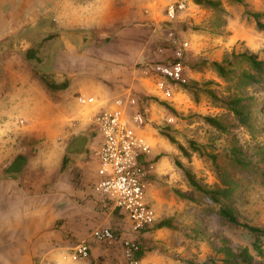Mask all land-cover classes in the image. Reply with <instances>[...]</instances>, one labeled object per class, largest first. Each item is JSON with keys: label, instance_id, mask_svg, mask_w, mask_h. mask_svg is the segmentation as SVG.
<instances>
[{"label": "rangeland", "instance_id": "rangeland-1", "mask_svg": "<svg viewBox=\"0 0 264 264\" xmlns=\"http://www.w3.org/2000/svg\"><path fill=\"white\" fill-rule=\"evenodd\" d=\"M244 4L235 6L228 2L224 3L223 9L226 10L227 15H222L221 23L216 13L204 8L199 9L204 20L198 24V28L204 36L217 39L218 35L228 34L224 25L230 14L232 18L235 16L239 18L240 25L250 29L253 34L251 39H239L236 45L216 60L205 56L206 51L193 50L184 62L186 77L190 83L204 85L211 82L209 88L222 98L236 92V84L220 78L211 66L213 62L223 61L230 57L232 52L254 53L259 60L264 61V34L257 31L253 19L243 14L246 9L264 12V0H244ZM64 14L62 18H59L57 14L46 16L44 24L37 28V62L27 59L34 50H29L25 58L16 51L8 50L15 49L13 46L6 48L5 43H0V264L7 260V253L13 255L15 251H18L21 240L27 236L26 231L37 217L36 202L32 204L26 198L41 199L42 206L43 204L49 206L51 203L53 206L54 201L58 204L60 213L65 211L66 204L72 212L77 209L76 215L83 212L88 218L85 229L80 228L81 223L77 227L85 232L86 239L90 238L93 229L101 226H111L114 231H117L119 237L132 239L125 237L129 233L127 220L116 213L106 199L95 193L94 180L90 181L92 184L89 183L92 193L88 196L84 195L87 197L85 201L91 204L83 205V201H78L81 200L79 191L87 190V183L92 178L89 171L92 172L90 166L92 149L96 143L94 132L96 128L86 118L90 108L81 109L77 103V97L93 96L94 93L67 89L51 92V96H46L41 92L42 106L37 110L34 108L35 100L33 99L37 100V81L46 88L41 79L43 74L53 77L58 83L69 82L73 87L80 80L79 77H75L73 70L80 69L79 66L82 63L92 69V75L89 79L86 78L90 84L101 83L106 87L112 85L113 81L103 77L106 71L101 72V69H109V66L115 65L108 59H113L118 48L122 49L113 45L117 38L121 41L134 38L140 45L149 42L142 58L137 60L138 56H135L137 59L132 68L140 74L141 72L152 74L150 63L156 58L157 47L165 36V32L161 33L157 25L153 24L152 28L150 26L149 31L145 33L140 30L142 27L138 25L137 20L123 21L117 25L116 23L108 24L100 29L96 27L97 24L90 22L82 28H78L77 25L72 28L66 23V20L71 17ZM90 14L84 13L79 17L86 16L89 19ZM110 16L113 17V14ZM174 26L177 34L184 38L185 36L188 38V34H193L192 29H198L193 19L185 22L184 25ZM51 32L57 33L56 36H60L64 41L69 36L75 37L82 34L87 38H99L103 42L101 45H91L82 50L80 46L70 47L62 42L53 44L49 40L44 41ZM126 44L128 47L122 49L123 55L126 59H130L137 51V45L130 42ZM79 49L80 51H77ZM235 68L238 71L249 70L247 63L241 60L236 62ZM5 69L11 70L12 73L8 71L5 74ZM125 88L126 86L112 89L110 90L112 93H105L99 96L101 99L97 98L101 101L116 97ZM174 88L177 93L174 102L170 103L174 113L168 110L163 112L158 107L159 118L151 117L153 128L160 135L162 130L169 133L178 144L186 148L189 147L190 141H194L207 153L217 155L220 166L231 171L234 178L242 180L239 192L225 203L234 209L241 223L264 229V84L259 83L247 88L250 94L256 96L259 103L256 125L260 131L257 134L239 126L228 110L221 104L216 106L204 93H200L198 99H194L179 85H175ZM146 102L151 103L147 100ZM152 102L159 104L155 100ZM146 108L149 111V105ZM169 116L174 118L171 123L167 122ZM204 116L218 117L230 127V131L227 133L217 131L204 122ZM34 117L38 118L36 127H34L36 124ZM234 145L241 146L245 154L251 158L252 170L233 169L230 150ZM20 153L29 154L31 163L29 165L28 162L29 167L27 165L22 175L11 178L20 183L19 189L14 185L9 190L8 182L3 183L10 178L2 176L1 167L8 165V161L13 160V157ZM169 156L175 170L170 175V177L174 176V181L168 182L170 177L163 181L156 180L154 177L153 181L160 184L158 186L162 198L171 205V208L159 214L156 223L170 220L174 228L173 237L166 242L155 241L147 236L143 238L144 235L141 237L142 233L153 228L150 227L147 231L137 233L136 241L141 247L146 251H153L164 259L165 263L162 262V264H223L226 258L225 249H229L232 254H239L245 248L252 256L253 264H264V237L257 239L248 230L227 224L219 215V206L191 187L183 170L178 166L182 165L190 169L196 179L212 188L219 184L220 180L211 160L200 157L196 153H192L190 158H185L177 144L171 145ZM160 157L161 155L157 157V160ZM56 181L58 184L56 189L51 188ZM152 187L153 184L148 188V195ZM8 195L14 197L19 205H10L11 202L7 201ZM7 209L12 211L7 212ZM63 223L64 220L59 218L56 229L61 230ZM124 233L126 235H123ZM66 236L65 241L70 246V252L83 241L72 233ZM256 242L260 251L255 248ZM114 247L120 248V252H123L122 264H128L122 245L117 243ZM102 262H104L103 259L97 261L98 264H103Z\"/></svg>", "mask_w": 264, "mask_h": 264}, {"label": "crops", "instance_id": "crops-1", "mask_svg": "<svg viewBox=\"0 0 264 264\" xmlns=\"http://www.w3.org/2000/svg\"><path fill=\"white\" fill-rule=\"evenodd\" d=\"M220 1L223 8L224 3H231L228 0ZM179 3L184 4L185 8L183 10H177L176 18L171 21L166 13L167 6L176 5ZM233 5L238 6V4ZM201 8L215 13L212 9L198 5L193 0H0V43H5L7 45L6 48L13 46L15 49L9 48L8 50L16 51L18 54L24 56L25 58L27 56L26 53L29 52V50H34L31 54L29 53L30 55L27 59L32 62H37V28H39V25L44 24L46 16L57 14L59 18H62L63 15H65L64 13H66L68 17H71V19L66 20V23L69 24L72 28L75 27L74 25H77L78 28H82L90 22L97 24L96 27L100 29L108 24L111 25L116 23L117 25L118 23H121L123 21L127 22L137 20L138 25L142 27L140 30L146 33L147 31H149L150 26L152 28L153 24L157 25V28L161 30V33L165 32V36L162 37L159 43L160 45L157 47V50L163 47L164 53L161 54L156 51V58L153 59L151 63L171 60L173 51L171 48V44L167 40V33L172 29L178 37H181L184 41H187L189 43V48L184 56V62L186 60V57H188L187 55H189V53L193 50H195L196 52L206 51L205 56L216 60L226 54L227 50L236 45L239 39L249 40L253 37L250 29L246 28L244 25H240L239 18L236 16L232 18L230 14L227 22H225L226 25H224L225 31L228 32V34L225 33L223 35H218L217 39L204 36L203 34H201L202 31L198 28V24H200L204 20V16L200 15L201 11L199 9ZM84 13L86 15H89V13H91L89 19H87L86 16L79 17ZM112 14L113 17L110 16ZM243 14L245 15V10ZM192 19L193 23L198 29H192L191 33L193 34H188V38H186V36L184 38L183 36L178 35L177 31L174 28V25H176V27L179 24L184 25L185 22L192 21ZM94 24L92 26H94ZM56 34L57 33L55 32L49 33V35L45 37L46 39L44 38V41L49 38L50 40H48L53 44L54 42H62L66 46L70 47L80 46L82 50L91 45H101V42H103L99 38H87L82 36V34L81 36L75 37L69 36L68 39L64 41L61 40L60 36L57 37ZM114 42V46L117 45V48L119 46L122 47V49L128 47L126 44L127 42L136 44L137 51L130 59H126L123 55L124 51L118 48L116 50V54L113 55V59H108V61H111L113 64L115 63V65L113 67L109 66V69H101V72L106 71V73H103V77L105 76V78L112 80V85H107L109 87L108 88L106 87V85L101 83L90 84L86 78L89 79L90 75H92V69L91 67L85 65V63H82L79 66L80 69L73 70L75 73V77H79L80 80L77 81L73 87L69 84L68 89L72 91L78 90L81 92H83L84 90L90 91L94 93L92 94L93 96L96 95V98H100L99 96H102V94L112 93L110 91L112 89L116 90L120 87L124 88L126 86L125 90L119 95H123L131 91L139 97L143 96L148 102L151 101V103L149 104L145 99H141L145 108L149 105V111H147L149 114L147 115L150 120L149 126L143 132L148 142L154 147L153 157L155 159L160 155L161 157L155 161L154 170L149 176L148 188L151 184H153V187L152 189H150L149 195L147 189V198L155 208V211L159 218V214H163L165 210L167 211L169 208H171V205L167 200H164L162 198L161 192L159 191V183L153 180L155 177L156 180L163 181L165 178H169L171 173L175 172L172 166V160L169 156V151L173 143L166 137L160 135L157 130L153 128V120L151 119V117L159 118L160 115L157 113L158 107L160 108V110L162 109L161 111L163 112L168 110L163 105V103H167L170 106V103L174 102L175 95L177 93L174 86L177 84L168 81V84H171V88L173 90V98L168 101L165 100L164 95L158 89V83L161 81L160 76L155 75L154 73L148 74L141 72L140 74L135 70V68H132L134 61L137 58V60L142 58L145 49L149 45V42L140 45L139 42L134 38L126 41H121L120 38H117L114 40ZM77 51H80V49ZM135 56L138 57L136 58ZM8 71L12 73L11 70L5 69V74H7ZM41 92L46 96H51V92H49L47 88H44L37 81V100L33 99L35 100V110L42 106ZM100 99L98 100L100 101ZM149 99L151 100L149 101ZM154 100L159 102V104H153L152 101ZM86 108L88 107H81V109ZM146 109L148 110V108ZM38 116L39 113L37 117ZM37 117H34V123H36L34 124V127L37 126ZM16 156H14L13 158L15 159ZM13 160L8 161V165L5 164L3 168H7L13 162ZM30 163L31 162H29V165ZM90 167L92 168V172L90 173L89 171V174L92 175H90V177L92 178H90L89 182L87 183V190L81 189L79 191L81 200L78 201H83V205L91 204L89 201H85L87 200V197L85 196H88L89 193H92L90 190L91 187L89 185L92 184V180H94L95 183L97 179L96 162L93 156ZM3 168L1 167V172L5 170ZM26 168L27 166H25L20 175L24 173ZM9 180H5L3 183L6 184L5 182H8L7 186H9V190L14 187V185H16V187L19 189L20 183L18 181L15 182L13 181L14 179ZM173 181L174 176H171L168 182L172 183ZM1 182H3V180ZM57 185L58 184L56 181L51 188H55L57 187ZM26 200L30 201L32 204H35L36 202L37 217L33 222V225L30 226V228H28V230L26 231L27 236L22 235L24 236V239L21 240L18 246V251H15L13 255L7 253V260L5 261V263L1 264H98L97 261L100 259L104 260V262H102L103 264H122L124 257L123 252H120V248L114 247V245H103L102 243L96 242L89 237L88 239H86L87 237L82 229H85L84 226L88 221V218L83 212L76 215L77 209L72 212L68 208V204H66V208H64L65 211L60 213L58 211V204L54 201L53 206L52 203L49 206H47L46 204H43L42 206L43 201L41 199L26 198ZM7 201L11 202L10 205L12 206L19 205V203H16L14 197H10L9 195L7 197ZM73 208H75V205H73ZM10 211L12 210L7 209V212ZM59 218L64 220L62 226L63 228H61V230L56 229V223ZM127 223H129V233L127 235L124 233L123 235H126L125 237L132 238L130 240H136L138 238L137 233L132 232L131 224L128 220ZM78 224L81 225L80 228L82 229H79L77 227ZM54 227L55 230H53ZM115 232L117 233L116 230ZM69 233H72L76 238L83 240L82 242H86L89 244L91 252L88 258L80 259L77 261H73L72 259H70V253H72V250L71 252L69 251L70 246L65 241V238L67 237L66 235ZM173 233L174 231L171 228H152L147 232L142 233L141 237L144 235L143 238H146L145 236H147L149 238H153V240L155 241L166 242L170 237H173ZM162 262L165 263L164 259H161V257L155 254L153 251L145 250L144 257L139 262H137V264H162Z\"/></svg>", "mask_w": 264, "mask_h": 264}, {"label": "built area", "instance_id": "built-area-1", "mask_svg": "<svg viewBox=\"0 0 264 264\" xmlns=\"http://www.w3.org/2000/svg\"><path fill=\"white\" fill-rule=\"evenodd\" d=\"M184 8L185 5L180 3L167 6L168 18L173 21L177 10ZM167 40L173 51L171 60L152 62L150 68L161 77L158 89L168 101L173 98V90L168 81L177 85L188 82L183 60L189 43L178 37L173 29L168 31ZM158 52L163 54V47ZM77 103L80 107L90 108L86 118L96 128V144L92 149L96 162L95 193L106 199L115 211L130 222L133 233H141L152 227L158 216L148 201L147 189L155 165L154 147L143 132L150 120L142 100L130 91L102 101L95 96L80 95ZM172 121L173 117L167 118L168 123ZM90 238L110 246L120 243L129 263L137 264L131 259L140 244L136 240L122 239L111 226L93 229ZM90 252L89 244L81 242L72 249L70 259H86Z\"/></svg>", "mask_w": 264, "mask_h": 264}, {"label": "trees", "instance_id": "trees-1", "mask_svg": "<svg viewBox=\"0 0 264 264\" xmlns=\"http://www.w3.org/2000/svg\"><path fill=\"white\" fill-rule=\"evenodd\" d=\"M196 4L208 7L212 9L217 14V19L221 23L222 15H227L226 11L223 9L220 0H193ZM233 4L245 5L244 0H228ZM245 15L253 19L256 23V29L264 34V12L245 10ZM49 39V38H48ZM47 39V40H48ZM50 40V39H49ZM238 60L244 61L249 66V70L238 71L235 68L236 62ZM38 61V60H37ZM220 78L227 82H235L236 92L227 97H220L212 89L209 88L211 82L204 85L200 83H190L180 85L183 89L187 90L189 94L194 99H198L200 93H204L208 96L216 106L221 104L223 108L228 110L239 126L246 128L247 130L253 132L254 134L259 133V128L257 127V114L259 111V103L255 95H252L248 91V87L251 85H256L259 83L264 84V61L259 60L258 56L250 52L236 53L232 52L231 56L225 58L221 62H213L211 64ZM45 87L50 92L65 91L69 87V82L58 83L53 77H49L45 74L41 76ZM140 99H145L140 96ZM146 100V99H145ZM163 105L172 113L174 110L167 103ZM204 122L215 128L217 131L227 133L230 131V127L225 125L218 117L204 116ZM161 135L169 139L173 144H177L179 151L185 158H190L192 153L198 154L200 157H207L211 160L212 164L217 173V177L220 180L219 184L214 187H207L200 180L196 179L195 175L192 174L191 170L183 167L182 165H177L181 168L187 178L188 184L193 187L198 193L205 195L210 199L213 204L219 206L220 217L229 225L244 228L252 233L257 239L264 237V229L250 226L248 224H243L239 221L235 211L232 207L227 205L225 202L232 199L236 192L242 187V180L236 179L231 175V171L225 170L219 164L218 156L213 153H207L204 148L194 141L189 142V147L178 144L173 136L169 133H165L164 130L161 131ZM230 161L232 163L233 169L236 170H252L253 163L251 158L248 157L244 149L240 146L234 145L230 150ZM29 154L20 153L18 154L13 162L3 171L2 176L5 178H12L19 176L27 166L29 161ZM157 158L153 160L155 162ZM66 161H64L65 163ZM182 196V195H181ZM118 213V211H116ZM153 228H171L174 229L170 220L161 221L152 226ZM149 229V228H148ZM145 229L143 231H147ZM142 231V232H143ZM255 248L260 251V247L255 243ZM226 258L223 264H253V258L249 254L248 249H243L239 254H232L229 249H225ZM145 254V250L141 247L139 250L135 251L132 257V261L139 262ZM128 264H130L128 261Z\"/></svg>", "mask_w": 264, "mask_h": 264}]
</instances>
